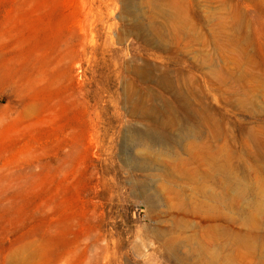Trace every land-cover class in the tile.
I'll list each match as a JSON object with an SVG mask.
<instances>
[{
    "label": "rangeland",
    "instance_id": "rangeland-1",
    "mask_svg": "<svg viewBox=\"0 0 264 264\" xmlns=\"http://www.w3.org/2000/svg\"><path fill=\"white\" fill-rule=\"evenodd\" d=\"M188 89L233 136L213 144L236 176L264 184V0H0V264H172L176 236L203 248L211 216L235 213L196 193L190 140L155 133Z\"/></svg>",
    "mask_w": 264,
    "mask_h": 264
},
{
    "label": "bare ground",
    "instance_id": "bare-ground-1",
    "mask_svg": "<svg viewBox=\"0 0 264 264\" xmlns=\"http://www.w3.org/2000/svg\"><path fill=\"white\" fill-rule=\"evenodd\" d=\"M176 14L177 12L173 10L172 15L176 16ZM181 21H183V19ZM218 70L220 69L218 68ZM134 71L135 74L141 76L145 75V71L142 69L137 68ZM218 72H214V74H217ZM147 75V78L157 85H164L166 83V78L163 76L155 77V75L153 77L148 73ZM173 94L175 101L179 103L177 105V109L183 114L185 118L182 119L177 116L176 112H178V110L176 108H170L168 110L164 109L163 113L167 117L156 118L157 120L155 122L157 124L155 126V133L165 144H169V142L176 140V138L182 139V137L190 140V142L187 144V148L185 147V149L188 150L191 155L188 158L183 159L182 162L186 164L192 162L197 163L189 175L190 179L193 181H198L201 179L207 181V183L197 182L198 187H196V193L213 202L211 207H209L211 204L209 205V203H206L208 209L212 207L218 208L228 206L233 209L232 212L235 214L230 216H211V222L207 224L206 228L202 229L201 231L202 237L203 235H207L209 238L205 241L202 240V237L199 239V242L205 243H203L204 246L200 245V243H197L200 245L199 247L202 246L203 248L195 247L192 250L188 248L186 252L181 253L179 250L180 247L184 245L185 242H190L191 239L189 238L186 241L184 240L186 237L180 236L167 239L164 245L166 252L169 254L172 260V264H264V184L262 181L259 182L258 175H255L257 179L255 181H241L236 176L233 165L229 162L228 157L221 155L224 146H216L213 144L214 141H217L221 138L233 137L231 134L221 135L217 132L216 128L218 123L216 119L212 117L214 114L213 112H215L214 110H212L213 112L206 114L205 108L207 105L205 107H200L202 102L199 100L193 102L191 95L194 93L190 89H188L184 94L180 93L179 91H174ZM124 97L129 103L131 113H152V110L150 111L151 108L148 109L141 105L140 101L137 100L138 97L135 93L127 91L124 94ZM193 117L197 118L196 125L189 121V119ZM202 127L206 128V136L201 132ZM168 130L175 132L174 138L171 137ZM256 134H258V132ZM250 138L253 140L252 136ZM197 139L203 140V142L198 143ZM230 140H232V138ZM140 142L141 144L143 143L141 139H137V143ZM224 144L227 145L226 143ZM199 165L204 166L203 170L200 169ZM208 183L215 184L218 189H213ZM170 191L175 192L176 196L178 197L180 201L178 205L183 206L182 204H187L185 201L186 196L184 192L176 190L172 191V189H170ZM196 205H198V203H196ZM185 225L190 226L191 224L186 222ZM176 226L181 225L177 223ZM209 233L213 234V237H211L212 235L209 236ZM206 243L209 245L211 244L212 246H215L216 244L218 247L222 246L223 248L215 249V251L212 252V249L206 245ZM227 246H229V248ZM226 247L229 249V253L223 254V251L226 249Z\"/></svg>",
    "mask_w": 264,
    "mask_h": 264
}]
</instances>
